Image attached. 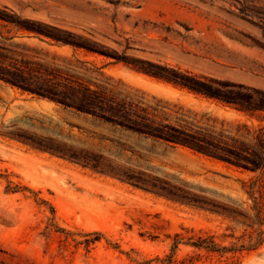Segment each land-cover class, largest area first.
Instances as JSON below:
<instances>
[{"label": "rangeland", "instance_id": "rangeland-1", "mask_svg": "<svg viewBox=\"0 0 264 264\" xmlns=\"http://www.w3.org/2000/svg\"><path fill=\"white\" fill-rule=\"evenodd\" d=\"M261 7L264 0H0L19 22L55 26L129 60L264 90ZM27 60L93 87L133 88L219 120L258 123L124 62L0 20V70ZM254 176L0 80V264H157L177 233L229 225L184 204L188 193L245 201L243 181ZM189 251L181 245L176 256ZM241 264H264V246Z\"/></svg>", "mask_w": 264, "mask_h": 264}, {"label": "trees", "instance_id": "trees-1", "mask_svg": "<svg viewBox=\"0 0 264 264\" xmlns=\"http://www.w3.org/2000/svg\"><path fill=\"white\" fill-rule=\"evenodd\" d=\"M264 36V7L258 12ZM0 20L15 25L40 39H50L75 51L99 54L124 62L137 72L231 107L258 123L227 122L199 113L180 104L157 98L133 88L115 90L93 87L60 67L25 61L22 68L0 70V80L23 93L48 99L107 121L135 133L179 145L207 158L223 162L255 176L243 181L245 201L226 202L188 193L184 204L206 210L229 223L226 231L210 233L187 230L177 233L171 253L154 260L157 264H241L246 254L264 246V90L190 70L169 63L120 56L99 43L55 26L26 20L19 22L7 8L0 9ZM88 63V62H87ZM86 63V64H87ZM89 69V68H88ZM184 245L190 251L181 259L176 254Z\"/></svg>", "mask_w": 264, "mask_h": 264}]
</instances>
